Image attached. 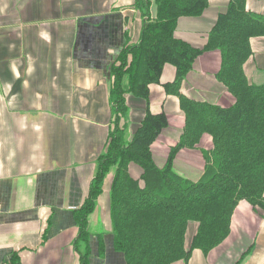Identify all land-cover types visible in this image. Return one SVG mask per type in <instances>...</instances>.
<instances>
[{
    "label": "crops",
    "instance_id": "obj_1",
    "mask_svg": "<svg viewBox=\"0 0 264 264\" xmlns=\"http://www.w3.org/2000/svg\"><path fill=\"white\" fill-rule=\"evenodd\" d=\"M134 0H0V264H79L74 249L77 227L73 210L85 196L95 159L104 151L110 121V67L129 28L131 40L141 26ZM228 0H210L198 16L179 18L175 36L203 48ZM264 14V0H246ZM128 23V24H127ZM253 57L245 65L249 78L264 72V37L252 39ZM221 56L209 50L198 56L181 90L188 96L219 105L233 103L216 79ZM175 68L166 64L160 81L172 82ZM130 123L143 115V102L127 97ZM227 102V103H226ZM150 109L164 110L168 126L152 144L158 166L166 162L184 126L178 97L161 86L151 89ZM134 125V124H133ZM200 148L181 149L173 167L191 179L203 169L201 149L211 146L204 135ZM137 177L140 168L130 164ZM109 181V182H108ZM95 210L89 215L90 264H125L114 250L111 235L110 176ZM197 231L189 222L188 248ZM94 233H101L99 256ZM263 213L240 200L230 231L203 253L193 249L187 264H263ZM180 264V263H178Z\"/></svg>",
    "mask_w": 264,
    "mask_h": 264
},
{
    "label": "trees",
    "instance_id": "obj_2",
    "mask_svg": "<svg viewBox=\"0 0 264 264\" xmlns=\"http://www.w3.org/2000/svg\"><path fill=\"white\" fill-rule=\"evenodd\" d=\"M209 1L134 0L133 9L141 20L139 35L133 41L129 28L125 30L110 67L107 142L95 159L85 196L73 210L79 264H90L89 215L109 176L112 245L125 264H187L193 249L208 253L229 234L233 211L243 199L260 210L264 219V72L256 79L245 71L254 55L252 39L264 37V14L247 8L246 0H228L205 46L195 48L175 36L177 22L200 15ZM209 50L220 53L215 77L232 95L231 104L194 99L181 90L198 56ZM166 64L175 68V78L162 84ZM154 85L178 97L185 119L163 166L155 163L151 151L168 126L164 110L150 109ZM128 96L144 105L134 125L127 119ZM204 135L210 137L211 146L201 149L203 169L197 179H191L176 171L173 161L181 149L200 148ZM130 164L140 168L137 177L131 175ZM189 222L197 223V231L186 248ZM94 234L100 239L101 257L102 235ZM10 264L19 261L14 258Z\"/></svg>",
    "mask_w": 264,
    "mask_h": 264
},
{
    "label": "rangeland",
    "instance_id": "obj_3",
    "mask_svg": "<svg viewBox=\"0 0 264 264\" xmlns=\"http://www.w3.org/2000/svg\"><path fill=\"white\" fill-rule=\"evenodd\" d=\"M227 103V102H226Z\"/></svg>",
    "mask_w": 264,
    "mask_h": 264
}]
</instances>
